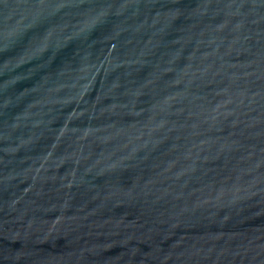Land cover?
<instances>
[{"label": "water", "instance_id": "obj_1", "mask_svg": "<svg viewBox=\"0 0 264 264\" xmlns=\"http://www.w3.org/2000/svg\"><path fill=\"white\" fill-rule=\"evenodd\" d=\"M0 264H264V0H0Z\"/></svg>", "mask_w": 264, "mask_h": 264}]
</instances>
